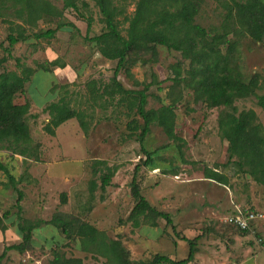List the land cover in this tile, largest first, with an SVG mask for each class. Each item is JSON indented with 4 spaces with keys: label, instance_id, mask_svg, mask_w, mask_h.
Instances as JSON below:
<instances>
[{
    "label": "rangeland",
    "instance_id": "rangeland-1",
    "mask_svg": "<svg viewBox=\"0 0 264 264\" xmlns=\"http://www.w3.org/2000/svg\"><path fill=\"white\" fill-rule=\"evenodd\" d=\"M47 1L62 10L63 16L42 15L34 25L23 24L26 15L16 17L15 5L10 6L13 1L6 0L9 7L5 8L3 21L0 19V56L7 57L0 72L4 69L19 71L16 58L22 65L36 69L25 84V92L17 94L15 102H29L26 121L32 144L40 145L38 161L0 149V161L16 179L21 178L16 190L0 170V216L7 214L3 219L7 228L0 230V254L6 246L22 241L16 229L15 204L19 190L22 192L20 214L24 219L49 221L60 213L74 226L78 222L90 223L104 231L108 238L120 239L134 264L148 261L155 253L173 259L185 258L189 244L182 237L195 239L196 252L188 264H251L262 260L263 251L256 249L255 252L254 247L255 256L251 251L253 235L237 230L224 218L232 211L231 201L244 209H255L253 198L261 197L259 192L264 191V187L238 171L232 162L227 164L228 142L217 125L220 107L207 106L208 91L194 92L173 80L171 65L178 61L184 69L188 61L179 52L157 45L155 56L150 51L143 52L136 63L128 64L129 74L125 67L118 72L117 80L126 89L149 85L146 109L172 104L175 110L178 139L167 137L161 127L152 123L143 143L152 153V160L144 165L145 155L140 144L127 128L131 119L139 123L142 119L125 104H116L117 96L112 98L102 91L103 85L110 82L117 60L106 59L84 38L88 18H92L89 36L106 29L102 14L93 0H75L78 10L63 8V0ZM135 1L123 2L127 15L133 13ZM224 11L221 0H202L195 22L206 28L218 27ZM117 19L125 35L128 22L122 21V16ZM58 21H71L77 29L64 27L51 38L31 36L33 32L54 28ZM17 24L25 26L29 37L9 46L6 37L10 32L17 33ZM239 42L236 48L238 70L245 76L253 72L262 75L264 39L257 43L243 36ZM53 60L64 66H50L49 71L38 68L39 65L49 66L48 62ZM91 79L97 81L95 87L100 95L94 101L86 86ZM257 94L264 95V88ZM61 97L73 109L84 113L86 130L76 118H71L55 129V135L44 131L49 115L43 108ZM234 104L238 110L254 109L264 124V110L255 96L236 100ZM95 160H104L117 168L104 191L100 189L99 179L103 167L97 168L98 173L92 171ZM137 164L136 179L142 195L152 206L167 212L172 224L158 218L157 226L141 220V225L136 227L128 220L135 203L130 182ZM207 169L222 173L227 183L206 177ZM90 180L97 184L92 192ZM61 193H65L64 202ZM257 234L260 232L254 235ZM55 249L66 256L80 257L84 264H107L105 258L83 251L77 237L69 239L49 223L34 229L31 246L25 252L8 250L1 264H51Z\"/></svg>",
    "mask_w": 264,
    "mask_h": 264
},
{
    "label": "trees",
    "instance_id": "trees-1",
    "mask_svg": "<svg viewBox=\"0 0 264 264\" xmlns=\"http://www.w3.org/2000/svg\"><path fill=\"white\" fill-rule=\"evenodd\" d=\"M12 1L10 6L15 5L16 17L22 18L26 15L25 18L23 17V24L34 25L37 18L42 15L63 16L62 10L47 0ZM93 1L103 16L106 29L99 34L89 36L92 18H88L84 38L93 43L103 57L117 60L110 82L103 85L102 91L112 98L117 96L116 104H125L129 111L133 110L142 119V123L135 118L127 123L129 134L136 136L140 149L145 155L142 164L147 165L152 160V153L143 145L152 123L161 127L167 137L178 139L175 132V110L172 104L162 105L157 109H146V92L149 85L145 84L141 89H126L117 80V75L124 67L129 74L128 64L136 63L143 52L150 51L155 56L156 46L161 45L179 52L188 61L184 69L178 61L171 65L174 73L173 80L182 82L194 92L208 91L207 106L220 107L217 125L228 142L227 164L232 162L237 166L238 171L250 176L254 182L264 187V126L254 109L238 110L234 104L236 100L255 96L257 104L264 109V95L257 94L258 90L264 88L261 74L253 72L245 76L238 70L236 63L238 59L236 48L239 47L240 37L247 36L260 43L264 39V0H221V5L225 9L223 19L218 27L212 28L203 27L195 22L202 0H136L135 9L131 15H127L123 5L126 0ZM8 7L9 5H4V8ZM67 7L78 10L75 0H63V8ZM119 16H122V21L128 22L125 35L119 28L120 21L117 19ZM23 24L16 25L17 33L10 32L7 35L6 40L9 46L29 37ZM64 27L76 28L71 21H58L54 28L33 32L31 36L34 39L51 38L57 30ZM5 51L10 56L9 49L6 48ZM6 61V55L0 56V66ZM16 62L19 71L4 69L0 72V149L10 151L12 155L18 154L38 161L40 145L32 144L30 128L26 121L30 104L28 101L15 102L17 94L25 92V84L30 81L36 69L22 65L19 58H16ZM48 64L49 66L39 65L38 68L49 71L50 66H64L63 63H58V60L49 61ZM96 83L95 79L86 82L93 101L100 96L95 87ZM43 111L49 115V120L43 129L50 135H55V129L71 118H76L80 126L86 130L84 113L73 109L63 97L46 103ZM136 130L139 131L136 132ZM92 165L93 173H98L100 170L97 168L103 167L99 179L100 189L104 191L117 168L108 165L104 160H95ZM138 169L139 164L134 167L130 182V192L135 203L128 220L136 227L141 225V220L148 222L152 227L157 226L158 218L172 224L167 212L152 206L142 195L136 179ZM0 170L5 173L7 182L17 190L16 185L21 178L16 179L1 161ZM205 174L206 177L219 183H227V178L220 172L207 169ZM89 183L92 192L97 184L94 180H90ZM21 199L22 192L18 190L15 204L16 229L22 241L4 248L0 254V264L8 250L25 252L31 246L34 229L47 223L60 229L61 233L69 239L73 236L77 237L83 251L105 258L107 264H134L120 239L108 238L104 231L90 223L78 222L74 226L71 220H67L60 213L54 215L49 221L24 219L20 214ZM61 200L62 202L66 200L65 193H61ZM6 216V212L0 216V230L7 228L3 224ZM250 230L239 231L245 234ZM182 239L187 240L189 244L185 258L173 259L167 255L155 253L148 261L141 264H188L194 259L196 252L195 239L184 237ZM51 264L84 263L80 257L66 256L60 249H55Z\"/></svg>",
    "mask_w": 264,
    "mask_h": 264
},
{
    "label": "built area",
    "instance_id": "built-area-1",
    "mask_svg": "<svg viewBox=\"0 0 264 264\" xmlns=\"http://www.w3.org/2000/svg\"><path fill=\"white\" fill-rule=\"evenodd\" d=\"M264 220V212L255 210H246L242 207L235 206L232 213L224 218V221L239 230H250L253 223ZM256 244L264 252V237H255Z\"/></svg>",
    "mask_w": 264,
    "mask_h": 264
},
{
    "label": "crops",
    "instance_id": "crops-1",
    "mask_svg": "<svg viewBox=\"0 0 264 264\" xmlns=\"http://www.w3.org/2000/svg\"><path fill=\"white\" fill-rule=\"evenodd\" d=\"M0 3H1V8H0V19H1V21H3V15H4V11H5V8H4V5H5V3H6V0H0ZM15 14V13H14ZM15 16H16V14H15ZM257 43H259V42H257ZM263 75V76H262ZM262 79H263V77H264V72H262ZM264 82V81H263ZM264 110V109H263ZM257 116H258V113H257ZM262 124H263V122H261ZM263 126H264V124H263ZM262 196L261 197H259V198H256V197H254L253 198V206L255 207V209H252V210H255V211H262V212H264V191H260L259 192ZM231 203H232V211L230 212V213H232L233 212V210H234V207L235 206H239V207H242V205L241 204H239V203H235V202H233V201H231ZM246 208H248V207H246ZM249 209V208H248ZM229 213V214H230ZM228 214V215H229ZM255 232H260V235H254L255 234ZM249 233H251L252 235H253V237H252V240H254V244H253V246H251V251H253V249H254V247H255V252H256V249L257 250H260L261 252H262V250L260 249V247L256 244V242H255V237L256 236H262V237H264V220H259V221H256L255 223H253V225H252V228H251V230H250V232ZM254 251H253V254H254ZM263 253V252H262ZM238 254V253H237ZM240 256L242 257V255L240 254ZM254 256H255V254H254ZM254 256H251V258L252 259H254ZM263 259L262 260H254V261H252V263L251 264H264V253H263Z\"/></svg>",
    "mask_w": 264,
    "mask_h": 264
}]
</instances>
